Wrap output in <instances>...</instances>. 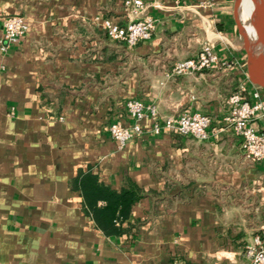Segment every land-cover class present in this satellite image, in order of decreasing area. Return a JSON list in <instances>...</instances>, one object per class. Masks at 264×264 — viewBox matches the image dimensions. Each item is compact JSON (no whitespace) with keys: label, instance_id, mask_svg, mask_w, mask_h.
Returning a JSON list of instances; mask_svg holds the SVG:
<instances>
[{"label":"crops","instance_id":"0c3cea01","mask_svg":"<svg viewBox=\"0 0 264 264\" xmlns=\"http://www.w3.org/2000/svg\"><path fill=\"white\" fill-rule=\"evenodd\" d=\"M199 1L147 0L154 30L127 47L92 22L124 24L121 0H0V35L5 15L27 23L0 52V264H250L243 246L264 236V160H246L218 121L240 88L264 109V89L247 76L235 0ZM208 40L224 65L168 74ZM129 99L155 105L160 120L206 114L207 137L153 134L144 119L119 146L107 126L130 125ZM250 125L264 133V115ZM78 169L163 197L136 200L137 227L107 236L69 188Z\"/></svg>","mask_w":264,"mask_h":264},{"label":"built area","instance_id":"2783aa9c","mask_svg":"<svg viewBox=\"0 0 264 264\" xmlns=\"http://www.w3.org/2000/svg\"><path fill=\"white\" fill-rule=\"evenodd\" d=\"M147 0H121L124 24H119L109 17L94 16L92 22L102 29L108 39L132 47L139 41L149 39L155 26V19L150 15L141 16ZM200 6L208 5L207 0H200ZM2 32L0 35V52H5L11 44L17 43L27 30V23L20 15L8 14L2 17ZM213 51L211 41L200 45L193 57L175 61L170 70V75L186 74L193 71L218 67L224 65ZM254 101H249L242 93V88L230 93L226 97L229 105L228 111L219 119L222 129L231 130L241 137L243 157L256 162L264 160V133L257 131L250 125L251 119L258 114L264 115V109L257 92H253ZM130 125H123L119 121L108 124L107 131L119 146L129 141L141 132V122L149 119L150 131L159 134L162 131H174L180 135L191 136L196 140L207 137V127L211 121L206 114L199 112H182L176 117L166 116L158 118L157 109L152 103H145L139 99H129L125 102ZM243 256L250 264H264V236L253 235L251 240L243 246Z\"/></svg>","mask_w":264,"mask_h":264},{"label":"trees","instance_id":"16d2710c","mask_svg":"<svg viewBox=\"0 0 264 264\" xmlns=\"http://www.w3.org/2000/svg\"><path fill=\"white\" fill-rule=\"evenodd\" d=\"M69 188L79 192L83 211L107 236L127 234L132 227H137L139 221H128L130 207L136 200L148 197L152 201L163 197L154 190H144L130 180H127L125 187L112 189L100 182L97 175L89 169H78L69 180Z\"/></svg>","mask_w":264,"mask_h":264},{"label":"water","instance_id":"95a60500","mask_svg":"<svg viewBox=\"0 0 264 264\" xmlns=\"http://www.w3.org/2000/svg\"><path fill=\"white\" fill-rule=\"evenodd\" d=\"M240 1L235 0L234 22L246 52L247 76L251 83L264 89V0H250L254 8L248 21L253 37L246 34L239 20L237 12Z\"/></svg>","mask_w":264,"mask_h":264},{"label":"bare ground","instance_id":"6f19581e","mask_svg":"<svg viewBox=\"0 0 264 264\" xmlns=\"http://www.w3.org/2000/svg\"><path fill=\"white\" fill-rule=\"evenodd\" d=\"M253 8L254 4L250 0H241L237 12L243 29L249 37H253V31L248 21Z\"/></svg>","mask_w":264,"mask_h":264},{"label":"rangeland","instance_id":"374dc122","mask_svg":"<svg viewBox=\"0 0 264 264\" xmlns=\"http://www.w3.org/2000/svg\"><path fill=\"white\" fill-rule=\"evenodd\" d=\"M242 24V23H241ZM243 25V24H242Z\"/></svg>","mask_w":264,"mask_h":264}]
</instances>
